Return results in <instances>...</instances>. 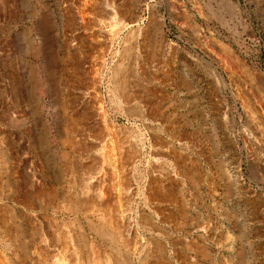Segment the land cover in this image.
Instances as JSON below:
<instances>
[{"label": "rangeland", "instance_id": "374dc122", "mask_svg": "<svg viewBox=\"0 0 264 264\" xmlns=\"http://www.w3.org/2000/svg\"><path fill=\"white\" fill-rule=\"evenodd\" d=\"M50 239L264 264V0H0V264Z\"/></svg>", "mask_w": 264, "mask_h": 264}, {"label": "bare ground", "instance_id": "6f19581e", "mask_svg": "<svg viewBox=\"0 0 264 264\" xmlns=\"http://www.w3.org/2000/svg\"><path fill=\"white\" fill-rule=\"evenodd\" d=\"M102 2H103V1H102ZM114 3H115V2H114ZM89 4H90V3H89ZM98 4H100V3H98ZM98 4H97V5H98ZM86 5H87V4H86ZM119 5H120V4H119ZM91 8H92V7H91ZM113 9H114V8H113ZM125 9H126V8H125ZM114 10H115V9H114ZM119 10H121V9L119 8ZM108 12H109V11H108ZM106 14H107V13H106ZM112 14H114V13H112ZM117 14H118V12H117ZM193 24H194V23H193ZM133 30H134V29H133ZM99 32H100V31H99ZM208 32H209V30H208ZM195 33H196V35L200 36L202 39H205L204 37H206V36H204V34L202 33V31H201L200 28H197V30H196ZM205 35H206V34H205ZM210 35H211V34H210ZM138 37H139V36H138ZM214 37H215V36H214ZM100 38H101V37H100ZM140 38H141V37H140ZM209 38H210V37H209ZM198 39L200 40V38H198ZM217 40H218V39H216V41H217ZM220 41H221V40H220ZM220 41H217V42H218V44H219L221 47H223V49L225 50V52L227 51V53H231L232 51L229 50L228 46L225 45V44H223V43H221ZM201 44H202V43H201ZM203 44H204V43H203ZM210 44H211V43H210ZM166 45H167V44H166ZM206 46H207V45H206ZM166 47H167V46H166ZM233 54H234V53H233ZM235 57H236V56H235ZM236 58H237V57H236ZM242 66H243V65H242ZM121 72H122V71H121ZM149 95H150V94H149ZM88 100H89V99H88ZM116 129H117V128H116ZM109 132H110V131H109ZM72 151H73V150H72ZM85 155H86V154H85ZM90 155H91V154H90ZM96 155H97V154H96ZM91 156H92V155H91ZM93 156H95V154H94ZM80 158H81V157H80ZM94 158H95V157H94ZM86 159L89 160L90 158H89V159L86 158ZM95 159H96V158H95ZM133 159H134V158H133ZM91 160H93V158H91ZM91 160H90V161H91ZM96 160H97V159H96ZM96 160H93V161H96ZM93 161H92V162H93ZM118 162H119V161H118ZM88 165H89V164H88ZM90 166H91V165H90ZM88 167H89V166H88ZM93 173H95V172H93ZM96 173H97V172H96ZM89 174H90V172H89ZM87 175H88V174H87ZM87 175H86V176H87ZM95 175H96V174H95ZM89 176H90V175H89ZM96 176H97V175H96ZM115 176H116V175H115ZM98 177H99V176H98ZM98 177H95V179L98 178ZM56 178H57V177H56ZM82 178H83V177H82ZM92 178H93V177H92ZM92 180H93V179H92ZM96 180L99 181V178L96 179ZM97 181H96V182H97ZM91 182H92V183H90V184L92 185L94 181H91ZM95 184H96V183H95ZM95 184H94V185H95ZM94 185H93V186H94ZM126 185H127V184H126ZM89 187H90V186H89ZM86 189H87V188H86ZM82 190H83V189H82ZM85 191H86V190H85ZM88 191H89V190H88ZM75 192H76V191H75ZM86 192H87V191H86ZM88 193H89V192H88ZM88 193H87V194H88ZM92 193H93V192H92ZM92 193H91V194H92ZM84 195H85V194H84ZM89 195H90V193H89ZM94 195H95V194H94ZM99 195H100V193H99ZM108 195H109V194H108ZM91 196H92V195H91ZM72 197H73V196H72ZM74 197H75V196H74ZM76 197H77V196H76ZM81 197H82V198H85L86 196H85V197L81 196ZM81 197H80V198H81ZM87 197H90V196L87 195ZM97 197H99V196H97ZM101 197H102V196H101ZM101 197H100V200H101ZM94 198H95V197H94ZM107 199H108V198H107ZM75 200H76V199H75ZM79 200H80V199H79ZM82 200H83V199H82ZM92 200H93V199H92ZM92 200H91V201H92ZM72 201H73V200H72ZM83 201H84V200H83ZM87 201H88V200H87ZM100 202H101V201H100ZM74 203H75V202H74ZM74 203H70V204H74ZM80 203H81V202H80ZM83 203H85V202H83ZM91 203H92V202H91ZM50 204H51V203H50ZM92 204H93V203H92ZM92 204H91V205H92ZM96 204H99V201H98V203H96ZM75 205H76V204H75ZM81 206H82V205H81ZM75 207H76V206H75ZM56 208H57V207H56ZM89 208H90V207H89ZM92 208H94V207H92ZM95 209H96V208H95ZM51 210H52V209H51ZM57 210H58V209H57ZM96 210H98V208H97ZM55 211H56V210H55ZM87 211H88V209H87ZM82 212H83V211H82ZM91 212H92V211H91ZM76 213H77V212H76ZM114 213H115V212H114ZM116 213H117V212H116ZM118 213H119V212H118ZM91 214H92V213H91ZM93 214H94V212H93ZM104 215H105V214H104ZM115 215H116V214H115ZM119 215H120V214H119ZM53 218H54V217H53ZM118 218L122 219V217H117V219H118ZM75 219H76V218L74 217L73 220H75ZM112 219H113V218H112ZM101 220H102V219H101ZM115 220H116V218H115ZM118 220H119V219H118ZM118 220H117V221H118ZM25 221H26V220H25ZM76 222H77V221H76ZM103 222H104V221H103ZM59 223H60V222H59ZM77 223H78V222H77ZM79 224H80V223H79ZM71 226H72V224H71ZM78 226H79V225H78ZM101 226H102V225H101ZM52 227H53V225H52ZM52 227H51V228H52ZM54 227H55V226H54ZM57 227H58V226H56V228H57ZM104 227H105V226H103V228H104ZM16 228H17V227H16ZM45 228H46V227H45ZM101 228H102V227H101ZM48 229H49V228H48ZM54 229H55V228H54ZM58 229H59V228H58ZM24 230H25V229H24ZM24 230H23L22 227H18V228L15 230L14 235L16 234V231H18L17 233H22ZM28 230H29V229H28ZM52 230H53V229H51V231H52ZM60 230H61V229H60ZM72 230H73V229H72ZM127 230H128V229H127ZM11 231H12V230H11ZM55 232H56V231H55ZM82 232H83V231H82ZM99 233H102V232H99ZM105 233H106V232H105ZM117 233H118V232H117ZM117 233H116V234H117ZM61 234H62V233H61ZM103 234H104V233H103ZM29 235H30V234H29ZM47 235H48V234H47ZM62 235H63V234H62ZM65 235H66V233H65ZM99 235H100V234H99ZM99 235H98V236H99ZM22 236H23V235H21V237H22ZM58 236H60V235H58ZM58 236H57V237H58ZM96 236H97V235H96ZM46 237H47V236H46ZM53 237H54V236H53ZM53 237H52V238H53ZM60 237H61V236H60ZM62 237H63V236H62ZM62 237H61V238H62ZM75 237H76V236H75ZM14 238H15V237H14ZM33 238H34V237H33ZM69 238H71V237L69 236ZM80 238H81V237H80ZM102 238H103V237H102ZM48 239H49V238H48ZM48 239H46V240H48ZM57 239H58V238H57ZM30 240H31V239H30ZM46 240H45V241H46ZM50 240H51V241H46V242H43V243H40V242H41V241H40V242H39V245H37V246L41 247V248L44 249V250L47 249V250L49 251V252H48V251L46 252V258H47V256H48V261H49L50 264H64V262H62L63 260H61L62 257H60L61 259L59 258L60 251H58L55 255H54L53 252H52L53 254L51 253V250H55V249H50V246H52L51 244H52L53 241H54V240L52 241V239H50ZM64 240H65V238H64ZM84 240H85V239H84ZM34 241H35V240H34ZM78 241H79V240H78ZM23 242H24V241H23ZM25 242H26V241H25ZM27 242H28V241H27ZM35 242H36V241H35ZM54 242H55V241H54ZM58 242H59V240H57V244H58ZM81 242H83V240H82ZM81 242H80V243H81ZM61 243H62V242H61ZM72 243H73V241H72ZM77 243H78V242H77ZM55 244H56V243H55ZM57 244H56V245H57ZM59 244H60V243H59ZM59 244H58V245H59ZM66 244H67V239H66ZM66 244H65V245H66ZM82 244H83V243H82ZM82 244H81V245H82ZM85 244H86V243H85ZM87 244H88V243H87ZM23 245H24V244H23ZM31 245H32V244H31ZM33 245H34V244H33ZM33 245H32V246H33ZM56 245H55V248H57ZM35 246H36V245H34L33 248H35L36 251H37L38 248L35 247ZM66 246H67V245H66ZM68 246H70V245H68ZM68 246H67V247H68ZM75 246H76V245H75ZM67 247H65V248H64V247H58V248H59V249L61 248V250L63 249V250L66 251ZM72 247H73V246H72ZM72 247H71V248H72ZM87 247H88V246H87ZM24 248H25V247H24ZM52 248H53V247H52ZM58 248H57V249H58ZM71 248H69V249H71ZM74 248H75V247H74ZM24 250H26V249H24ZM40 250H41V249H40ZM34 251H35V250H34ZM41 251H42V250H41ZM65 251H63V252H65ZM69 251H70V250H69ZM21 252H22V251H21ZM30 252H31V251H30ZM54 252H56V251H54ZM74 252L77 253V251H75V250H74ZM80 252H81V250H80ZM26 253H27V252H26ZM34 253H35V252H34ZM43 253H44V252H43ZM61 253H62V252H61ZM96 253H97V251H96ZM35 254H36V253H35ZM68 254H69V253H68ZM73 254H74V253H73ZM78 254H79V253H78ZM22 255H23V254H22ZM27 255H28V254H27ZM25 256H26V255H25ZM39 256H40V255H39ZM61 256H62V255H61ZM73 256H74V255H73ZM78 256H79V255H78ZM91 256H92V255H91ZM42 257H43V256H42ZM44 257H45V255H44ZM70 257H71V256H70ZM75 257H76V255H75ZM79 257H80V256H79ZM77 258H78V257H77ZM77 258H75V259H77ZM82 258H83V257H82ZM101 258H102V257H101ZM39 259H40V258H39ZM65 259H69V257H67V258H65ZM79 259H80V258H79ZM72 260H73V259H72ZM88 260H89V259H88ZM88 260H87V261H88ZM44 261H46V260H44ZM76 261L79 262V260H75V262H76ZM38 262H39V261H38ZM65 262H66V261H65ZM40 263H42V262H40ZM40 263H39V264H40ZM99 263H100V262H99ZM99 263H98V264H99ZM42 264H45V263H42ZM47 264H48V263H47ZM70 264H72V263H70ZM75 264H76V263H75ZM91 264H92V263H91ZM100 264H101V263H100Z\"/></svg>", "mask_w": 264, "mask_h": 264}]
</instances>
